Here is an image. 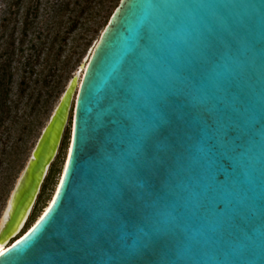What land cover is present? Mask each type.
Wrapping results in <instances>:
<instances>
[{"label": "water", "instance_id": "water-1", "mask_svg": "<svg viewBox=\"0 0 264 264\" xmlns=\"http://www.w3.org/2000/svg\"><path fill=\"white\" fill-rule=\"evenodd\" d=\"M77 82L9 194L0 264H264V0H119Z\"/></svg>", "mask_w": 264, "mask_h": 264}, {"label": "rangeland", "instance_id": "rangeland-1", "mask_svg": "<svg viewBox=\"0 0 264 264\" xmlns=\"http://www.w3.org/2000/svg\"><path fill=\"white\" fill-rule=\"evenodd\" d=\"M61 1L64 0H58ZM118 2L69 0V9L64 11L58 27V39L63 36L64 39L57 42L61 52L54 65L44 67L40 74L30 75L23 94L19 93L18 76H15L7 98L10 111L0 123V218L9 194L68 80L75 73L81 78L86 59ZM4 7V0H0V14ZM71 21L75 24L66 33ZM41 66L42 63L36 70H40ZM36 77L39 79L37 82L33 80ZM71 115L72 107L57 153L48 167L30 214L17 235L23 231L33 213L37 218L45 208L61 176L71 131Z\"/></svg>", "mask_w": 264, "mask_h": 264}, {"label": "trees", "instance_id": "trees-1", "mask_svg": "<svg viewBox=\"0 0 264 264\" xmlns=\"http://www.w3.org/2000/svg\"><path fill=\"white\" fill-rule=\"evenodd\" d=\"M4 5L0 14V123L10 111L7 98L15 76L19 93L23 94L30 75L51 67L60 55L57 42L64 36L58 39V27L64 11L69 9V0H4ZM40 63L43 66L36 70ZM35 219L33 213L23 231Z\"/></svg>", "mask_w": 264, "mask_h": 264}, {"label": "bare ground", "instance_id": "bare-ground-1", "mask_svg": "<svg viewBox=\"0 0 264 264\" xmlns=\"http://www.w3.org/2000/svg\"><path fill=\"white\" fill-rule=\"evenodd\" d=\"M78 84H79V75H78V82H77ZM74 95H75V91H74ZM74 95H73V97H72V103H73V100H74ZM60 178V177H59ZM59 178H58V181H59ZM58 181H57V184H58ZM57 184H56V186H57ZM56 186H55V188H56ZM54 191H55V189H54ZM54 191H53V193H52V195H51V197H50V199L48 200V203H47V205L45 206V207H47L48 206V204L50 203V201H51V199H52V196H53V194H54ZM45 209V208H44ZM44 209L41 211V213L44 211ZM41 213L38 215V217L41 215ZM37 217V218H38ZM36 218V219H37ZM35 219V220H36ZM4 248H5V246L2 244V243H0V252H2L3 250H4Z\"/></svg>", "mask_w": 264, "mask_h": 264}]
</instances>
